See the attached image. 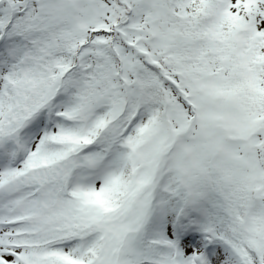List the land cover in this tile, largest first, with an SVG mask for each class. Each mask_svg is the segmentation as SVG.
I'll use <instances>...</instances> for the list:
<instances>
[{
  "label": "snow or ice",
  "instance_id": "1",
  "mask_svg": "<svg viewBox=\"0 0 264 264\" xmlns=\"http://www.w3.org/2000/svg\"><path fill=\"white\" fill-rule=\"evenodd\" d=\"M0 264H264V0H0Z\"/></svg>",
  "mask_w": 264,
  "mask_h": 264
}]
</instances>
